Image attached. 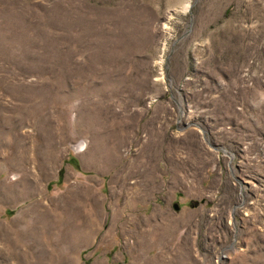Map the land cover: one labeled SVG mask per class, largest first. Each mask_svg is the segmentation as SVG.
Listing matches in <instances>:
<instances>
[{"label": "rangeland", "instance_id": "rangeland-1", "mask_svg": "<svg viewBox=\"0 0 264 264\" xmlns=\"http://www.w3.org/2000/svg\"><path fill=\"white\" fill-rule=\"evenodd\" d=\"M0 264H264V0H0Z\"/></svg>", "mask_w": 264, "mask_h": 264}, {"label": "trees", "instance_id": "trees-1", "mask_svg": "<svg viewBox=\"0 0 264 264\" xmlns=\"http://www.w3.org/2000/svg\"><path fill=\"white\" fill-rule=\"evenodd\" d=\"M71 163H74L75 165H78L77 161L75 159H71Z\"/></svg>", "mask_w": 264, "mask_h": 264}, {"label": "water", "instance_id": "water-1", "mask_svg": "<svg viewBox=\"0 0 264 264\" xmlns=\"http://www.w3.org/2000/svg\"><path fill=\"white\" fill-rule=\"evenodd\" d=\"M176 208H178V206L176 205Z\"/></svg>", "mask_w": 264, "mask_h": 264}]
</instances>
